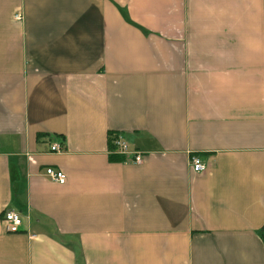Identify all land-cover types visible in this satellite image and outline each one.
Instances as JSON below:
<instances>
[{"label":"crops","instance_id":"crops-1","mask_svg":"<svg viewBox=\"0 0 264 264\" xmlns=\"http://www.w3.org/2000/svg\"><path fill=\"white\" fill-rule=\"evenodd\" d=\"M0 264H264V0H0Z\"/></svg>","mask_w":264,"mask_h":264},{"label":"built area","instance_id":"built-area-1","mask_svg":"<svg viewBox=\"0 0 264 264\" xmlns=\"http://www.w3.org/2000/svg\"><path fill=\"white\" fill-rule=\"evenodd\" d=\"M21 18L20 15H18ZM115 145V151L123 155L125 158H131L134 162H141L143 160V155L136 150H131L128 143L120 135L115 136L113 139ZM51 149L53 151H61L63 149L60 142H54ZM191 165L194 170L200 172L205 170V164L199 156H193L191 158ZM46 175L55 182L64 184L67 182V174L61 170L48 166L45 168ZM3 222L7 227V230L11 233L20 232L22 230L24 219L22 213L14 208H7L3 213Z\"/></svg>","mask_w":264,"mask_h":264},{"label":"trees","instance_id":"trees-1","mask_svg":"<svg viewBox=\"0 0 264 264\" xmlns=\"http://www.w3.org/2000/svg\"><path fill=\"white\" fill-rule=\"evenodd\" d=\"M115 148V147H114Z\"/></svg>","mask_w":264,"mask_h":264}]
</instances>
